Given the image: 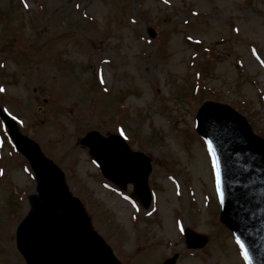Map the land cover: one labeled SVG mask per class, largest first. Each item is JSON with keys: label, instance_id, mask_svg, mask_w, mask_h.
Wrapping results in <instances>:
<instances>
[{"label": "rangeland", "instance_id": "rangeland-1", "mask_svg": "<svg viewBox=\"0 0 264 264\" xmlns=\"http://www.w3.org/2000/svg\"><path fill=\"white\" fill-rule=\"evenodd\" d=\"M262 62L264 0H0V106L63 171L122 264H245L220 224L195 114L222 103L264 137ZM89 131L150 159L148 209L131 185L101 177L78 145ZM15 152L0 122V264H24L14 231L34 193ZM187 230L206 237L202 249L186 248Z\"/></svg>", "mask_w": 264, "mask_h": 264}, {"label": "water", "instance_id": "water-1", "mask_svg": "<svg viewBox=\"0 0 264 264\" xmlns=\"http://www.w3.org/2000/svg\"><path fill=\"white\" fill-rule=\"evenodd\" d=\"M16 149L28 160L36 180L32 211L17 229V248L27 264H120L110 247L91 229L78 200L72 198L62 173L22 136L0 109ZM197 132L211 145L220 178L221 221L248 253L250 264H264V140L255 137L243 117L227 106L204 103ZM89 148L105 178L125 190L133 186L144 208L150 203L149 159L132 152L118 136L90 132L80 140ZM204 238L187 236L201 247Z\"/></svg>", "mask_w": 264, "mask_h": 264}, {"label": "snow or ice", "instance_id": "snow-or-ice-1", "mask_svg": "<svg viewBox=\"0 0 264 264\" xmlns=\"http://www.w3.org/2000/svg\"><path fill=\"white\" fill-rule=\"evenodd\" d=\"M252 55L257 56V53L255 50H253ZM257 59H259L258 56H257ZM261 67H264V62L261 63ZM3 91L4 90L2 88H0V92H3ZM209 149L211 151V145H209ZM213 168L216 171L217 194H218V196H220L221 201H223V194L220 192V178H219L218 166L215 164V162L213 163ZM0 174H2V173H0ZM181 231H183L182 228H181ZM236 243L240 248V255L242 256L243 260L245 261V264H250L248 253L245 251L244 246L240 243L239 240H237Z\"/></svg>", "mask_w": 264, "mask_h": 264}, {"label": "bare ground", "instance_id": "bare-ground-1", "mask_svg": "<svg viewBox=\"0 0 264 264\" xmlns=\"http://www.w3.org/2000/svg\"><path fill=\"white\" fill-rule=\"evenodd\" d=\"M166 264H171V260L169 262H166Z\"/></svg>", "mask_w": 264, "mask_h": 264}]
</instances>
